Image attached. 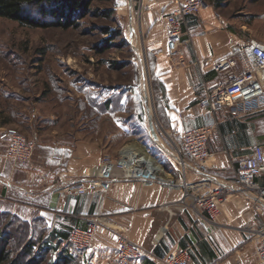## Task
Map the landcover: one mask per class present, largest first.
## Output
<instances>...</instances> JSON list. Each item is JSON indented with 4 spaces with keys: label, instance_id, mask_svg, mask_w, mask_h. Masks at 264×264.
I'll list each match as a JSON object with an SVG mask.
<instances>
[{
    "label": "crops",
    "instance_id": "0c3cea01",
    "mask_svg": "<svg viewBox=\"0 0 264 264\" xmlns=\"http://www.w3.org/2000/svg\"><path fill=\"white\" fill-rule=\"evenodd\" d=\"M221 5L219 0L213 1L197 16L181 19L183 63L179 66L166 53L164 17L174 9L169 0H124L117 6L125 10L129 29L140 40L154 104V112L152 109L142 120L138 147L162 166L167 180L179 178L182 172L175 155L178 138L173 133L203 125L206 111L198 104L205 91L220 81L215 67L222 62L238 63L240 49L251 40L264 43V38L233 31L231 19L219 12ZM132 21L136 22L134 28L130 27ZM213 119L215 128L207 145L213 157L207 171L200 173L189 162L184 169L191 183L209 181L213 187L235 192L221 201L216 221L197 211L189 195L166 183L121 181L106 194L68 193L67 187L82 180L101 157L100 148L82 143L70 147L38 144L27 170L6 160L0 145V215L25 225L33 239L48 247L52 261L63 254L71 256L73 264H107L116 250L118 234L141 244L151 222L150 210L176 202L183 209L167 236L152 255L131 264H162L171 251L189 252L191 264H260L253 232L264 224V206L254 210L251 198L236 192L235 182L238 160L253 146L264 145V112L234 118L220 110ZM5 125L0 120V130ZM130 147L135 151L121 152L137 157L141 150L135 144ZM157 171L163 175L161 169ZM98 212L109 218L111 229H100L88 251H72L67 245L69 231L85 229L86 220Z\"/></svg>",
    "mask_w": 264,
    "mask_h": 264
},
{
    "label": "rangeland",
    "instance_id": "374dc122",
    "mask_svg": "<svg viewBox=\"0 0 264 264\" xmlns=\"http://www.w3.org/2000/svg\"><path fill=\"white\" fill-rule=\"evenodd\" d=\"M219 1V12L231 19L233 31L264 38V0ZM123 2L96 1L77 27L66 30L23 27L0 18V120L6 122L1 129L34 141V156L38 144L79 143L100 148L99 162L122 159L121 150H132L134 144L141 150L137 155L144 156L137 135L154 104L140 40L129 29L125 10L117 7ZM104 10H113L110 18L97 17ZM25 13L40 20L36 8ZM103 29L113 34L104 35ZM0 227L14 235L16 244L12 241L9 249L18 253L24 244L22 226L0 215ZM46 259L52 261L49 254Z\"/></svg>",
    "mask_w": 264,
    "mask_h": 264
},
{
    "label": "built area",
    "instance_id": "2783aa9c",
    "mask_svg": "<svg viewBox=\"0 0 264 264\" xmlns=\"http://www.w3.org/2000/svg\"><path fill=\"white\" fill-rule=\"evenodd\" d=\"M169 1L174 9L164 17L167 31L166 53L179 66L183 63L181 19L197 16L207 8V4L204 0ZM215 71L219 73V83L206 90L198 104L199 108L206 111L203 125L182 134L173 133L178 138L175 155L182 168L179 178L167 180L162 166L146 155H137V160L142 164L149 161L153 164L152 169L138 165L135 160L127 157L122 156L119 160L104 157L84 173L82 180L70 184L67 187L68 193L85 195L99 191L106 194L115 183L121 181L166 183L171 189H178L189 195L197 211L216 221L220 216L221 201L235 192L227 187H213L209 181L191 183L187 180L184 164L189 162L200 173L207 171V163L213 157L207 145L215 128V112L224 110L234 118L251 117L264 112V43L249 41L240 49L238 63L222 62L215 67ZM0 145L5 148L6 160L25 170L31 168L34 141L14 130H0ZM237 163L236 192L250 197L252 208L259 210L264 206V145L253 146ZM158 169L162 170L163 175L158 174ZM182 209L181 204L176 202L152 208L151 222L142 243L134 244L125 235L118 234L116 250L107 264H131L152 255L169 233ZM102 228L111 229V224L106 215L98 212L86 220L85 229L73 227L69 231L68 247L78 253L88 251ZM253 238L257 242V260L264 264V224L253 232ZM161 261L162 264H191V256L187 251H171Z\"/></svg>",
    "mask_w": 264,
    "mask_h": 264
},
{
    "label": "trees",
    "instance_id": "16d2710c",
    "mask_svg": "<svg viewBox=\"0 0 264 264\" xmlns=\"http://www.w3.org/2000/svg\"><path fill=\"white\" fill-rule=\"evenodd\" d=\"M101 0H0V18L14 21L23 27L29 28H51L57 27L61 29H69L77 27L78 22L90 13L91 5ZM112 1V0H102ZM25 8H36L40 16L39 19L32 18L25 13ZM113 10H104L96 13L97 17L110 18ZM47 19V21H43ZM104 35L113 34L108 29L102 30ZM119 69V66L114 67ZM108 106L109 101L105 102ZM3 217V216H2ZM14 219V218H13ZM15 220V219H14ZM17 226H22L24 235L22 240L24 244L21 246L18 253H14L9 249V244L13 241L14 235L3 233L0 227V264H73L71 256L59 254L54 261L47 260L49 254L48 247L45 244H39L40 240L36 241L29 234V229L18 223ZM5 227V224H3ZM21 240L17 243L20 244ZM16 244V242H15ZM39 247H36V245ZM42 245V247H40ZM37 250V256L32 257L34 251Z\"/></svg>",
    "mask_w": 264,
    "mask_h": 264
},
{
    "label": "bare ground",
    "instance_id": "6f19581e",
    "mask_svg": "<svg viewBox=\"0 0 264 264\" xmlns=\"http://www.w3.org/2000/svg\"><path fill=\"white\" fill-rule=\"evenodd\" d=\"M121 156H123V157H127V159H129V160H135L136 163H137L138 165H143V166H145V167H148V168L152 169V167H151L149 161H145V162H143V164H142L141 161L137 160V157H135L134 155H131V154L127 153V152H122V153H121ZM158 172H159V171H158ZM159 173H160V172H159Z\"/></svg>",
    "mask_w": 264,
    "mask_h": 264
},
{
    "label": "water",
    "instance_id": "95a60500",
    "mask_svg": "<svg viewBox=\"0 0 264 264\" xmlns=\"http://www.w3.org/2000/svg\"><path fill=\"white\" fill-rule=\"evenodd\" d=\"M184 166L186 167V165L184 164Z\"/></svg>",
    "mask_w": 264,
    "mask_h": 264
}]
</instances>
